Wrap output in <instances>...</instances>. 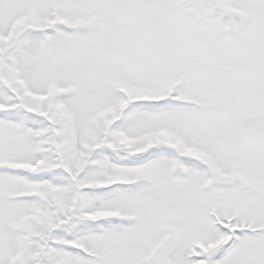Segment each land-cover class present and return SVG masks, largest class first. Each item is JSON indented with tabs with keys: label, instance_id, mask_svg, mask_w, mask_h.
<instances>
[{
	"label": "snow or ice",
	"instance_id": "obj_1",
	"mask_svg": "<svg viewBox=\"0 0 264 264\" xmlns=\"http://www.w3.org/2000/svg\"><path fill=\"white\" fill-rule=\"evenodd\" d=\"M0 264H264V0H0Z\"/></svg>",
	"mask_w": 264,
	"mask_h": 264
}]
</instances>
